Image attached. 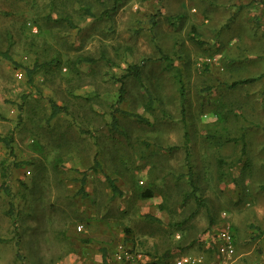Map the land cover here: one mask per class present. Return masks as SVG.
Instances as JSON below:
<instances>
[{
    "label": "rangeland",
    "instance_id": "rangeland-1",
    "mask_svg": "<svg viewBox=\"0 0 264 264\" xmlns=\"http://www.w3.org/2000/svg\"><path fill=\"white\" fill-rule=\"evenodd\" d=\"M2 51L0 264H162L223 210L264 264V0H0Z\"/></svg>",
    "mask_w": 264,
    "mask_h": 264
},
{
    "label": "trees",
    "instance_id": "trees-1",
    "mask_svg": "<svg viewBox=\"0 0 264 264\" xmlns=\"http://www.w3.org/2000/svg\"><path fill=\"white\" fill-rule=\"evenodd\" d=\"M107 14V13H105ZM0 56H2L4 59H7L9 60L15 67H18L19 64H17L13 59L12 57L8 54V52L6 51H2L0 52ZM86 59V58H85ZM90 61V60H89ZM140 68H141V65L140 64H132V65H129L127 67V73L126 75H131V76H134L137 80H140ZM24 71H25V74L27 76V81L31 82L33 81V75L34 73H36V66H33L32 68H29V67H23L22 68ZM20 72V71H19ZM20 74H23L22 72H20ZM261 76H257V77H248V78H245V79H241V80H238L236 82H234L233 84H249V83H253L255 81H257L258 79H260ZM121 91H122V88H121ZM147 96L149 97V94L147 93ZM19 109H21V106H18ZM51 117H55L56 115H58L59 113L61 112H64V108L55 104V103H52L51 104ZM135 116L141 120V121H145L143 120V118H141L139 115L135 114ZM146 122V121H145ZM113 123H116V120L113 121ZM241 139L243 138V136L240 137ZM0 142L4 144V146L8 149L9 151V154L10 155H13V149H12V143H13V137L11 134H8V135H0ZM184 148H185V151H186V157H188V146H187V143H184ZM86 171H83V174H82V178L80 180V193H82L83 195H86V193L84 192V187H85V183H86ZM192 179V176L190 177ZM106 181L109 185V188L111 189L112 191V195L113 197H116V196H122V191L120 190V188L116 185L115 181L109 177H106ZM3 191L7 196L10 195V189H9V186L5 183V182H2L0 184V191ZM194 191V189L192 190V192ZM141 196L143 198H150L152 196V192L150 189H145L144 192H142ZM223 213H225V215H223ZM228 217L227 215V212L225 210L221 211L220 213V222L218 224H216L215 227L217 226H220L221 224H223V222H226L228 223V220H226V218ZM226 220V221H225ZM210 221H212L213 223V218L211 216L210 218ZM213 224L208 228L207 232L204 233L198 240H197V245H196V248L198 250V252H204L206 253L209 258H213V255L215 254L214 252L216 251V246L218 245V242L217 241H214V240H210V245L207 249H204L205 247V242L203 241V236L204 235H210V237L213 238V228H212ZM233 231V230H232ZM233 235H234V238L236 236L235 232L233 231ZM235 245L237 246V241L235 239ZM179 254H183V252H179V253H176V255H179ZM167 255V254H165ZM175 255V256H176ZM164 257H167V256H164ZM173 257V256H172ZM172 257L168 258L165 260L164 263L162 264H167L169 259H171ZM127 261V260H126ZM100 264H109L108 262V259H107V252L105 249L102 250L101 252V262ZM146 264H157V262H149V263H146Z\"/></svg>",
    "mask_w": 264,
    "mask_h": 264
},
{
    "label": "built area",
    "instance_id": "built-area-1",
    "mask_svg": "<svg viewBox=\"0 0 264 264\" xmlns=\"http://www.w3.org/2000/svg\"><path fill=\"white\" fill-rule=\"evenodd\" d=\"M225 215V213H223ZM77 229L80 231L81 226H78ZM203 241L205 242L204 249H207L210 245V240H214L218 242L216 246L215 254L213 258H209V256L200 252L197 254H188L183 253L176 255L169 259L167 264H231L232 260L236 255V245L235 238L233 235L232 228L229 223L223 222L220 226L215 227L213 230V238L210 235H204ZM118 260H127L132 259V255L129 251L125 250L122 245H119L117 248Z\"/></svg>",
    "mask_w": 264,
    "mask_h": 264
}]
</instances>
